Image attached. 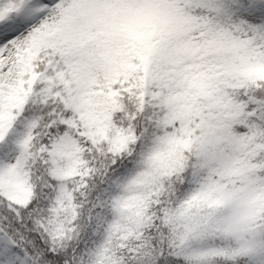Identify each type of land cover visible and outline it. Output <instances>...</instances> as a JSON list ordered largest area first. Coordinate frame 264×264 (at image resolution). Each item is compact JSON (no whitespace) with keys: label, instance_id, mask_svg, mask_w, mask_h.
I'll return each mask as SVG.
<instances>
[{"label":"snow or ice","instance_id":"6c2138e0","mask_svg":"<svg viewBox=\"0 0 264 264\" xmlns=\"http://www.w3.org/2000/svg\"><path fill=\"white\" fill-rule=\"evenodd\" d=\"M0 264H264V0H0Z\"/></svg>","mask_w":264,"mask_h":264}]
</instances>
